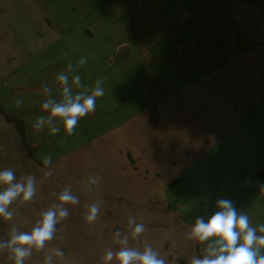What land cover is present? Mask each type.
<instances>
[{"label":"rangeland","instance_id":"rangeland-1","mask_svg":"<svg viewBox=\"0 0 264 264\" xmlns=\"http://www.w3.org/2000/svg\"><path fill=\"white\" fill-rule=\"evenodd\" d=\"M233 1L241 24L236 33L230 26L233 49L222 56L220 0H0V170L32 175L38 189L11 206V221L0 219V239L13 226L30 231L65 186L80 201L26 264L55 249L65 253L56 264H103L106 249L119 247L115 232L130 234L129 217L147 226L129 246L150 243L171 264H189L205 247L185 238L189 225L222 198L264 223V0ZM80 57L88 58L83 83L103 79L105 95L72 136L35 130L47 115L42 86L59 99L55 76ZM7 116L24 121L28 146ZM90 177L100 181L91 190ZM97 200L100 215L88 224ZM0 264H14L7 251Z\"/></svg>","mask_w":264,"mask_h":264},{"label":"clouds","instance_id":"clouds-1","mask_svg":"<svg viewBox=\"0 0 264 264\" xmlns=\"http://www.w3.org/2000/svg\"><path fill=\"white\" fill-rule=\"evenodd\" d=\"M67 55V53H65ZM88 64L87 57H80L76 63L69 61L65 69L55 76L59 85L60 98L53 95L48 84L42 86L41 92L46 97L40 108L47 115L35 118L33 128L37 131L48 129L50 135L63 130L65 137L74 134L79 121L95 111L98 98L105 95L104 81L97 78L94 85L86 86L79 74V69ZM22 105L23 100L17 99ZM43 164L48 171L45 176L53 175L52 156L43 157ZM98 177L88 179L89 189L99 185ZM264 192V183L257 185ZM37 181L27 175L16 178L15 171L8 168L0 170V219L11 221L15 215L11 206L16 202L33 201L37 193ZM57 202L40 214V218L30 231H20L13 226L10 236L0 239V252L7 251L14 264H26L33 251H43L49 242L57 238L61 231L58 225L70 215L68 206L80 203L71 186H65L59 193H52ZM102 200L91 203L84 217L88 224H94L99 215ZM216 211L207 219L199 216L189 225L186 239L204 245L202 256H193L189 264H264V223L253 225L246 211H241L231 199H219L215 204ZM130 234L115 232V243L118 248L106 249L102 256L103 264H171L169 258L162 257L150 243L143 248L129 246L130 236L138 239L147 226L138 223L135 217H129ZM62 249L46 253L42 264H56L54 257H63Z\"/></svg>","mask_w":264,"mask_h":264},{"label":"crops","instance_id":"crops-1","mask_svg":"<svg viewBox=\"0 0 264 264\" xmlns=\"http://www.w3.org/2000/svg\"><path fill=\"white\" fill-rule=\"evenodd\" d=\"M232 1L220 0L219 4L215 5V11L217 12V14H215L213 21L215 24H217V27L218 26L220 27L219 32L217 31V37H218L219 41L222 40V38H224L226 40L225 41L226 43L225 44L223 43V45H221V49L216 50V53L219 55H222V56H224L225 51L227 52V56H229V54L232 52V49H233V48H231V41L233 40V38L231 36H229V32H228L230 30V26H231V32H234L236 30V28L239 26V24H241L240 21L238 20V17H239L238 12L233 14L229 11V5H230V3H232ZM236 2H237L236 8L241 9V10H243V9L249 10L250 9V4H247V2H244V4H242V3L239 4V2H241V1H236ZM223 21L226 22V24H225L226 27L222 26ZM247 32L249 34L248 29H247ZM235 33H236V31H235ZM225 35H226V38H225ZM235 39L236 40L238 39V35H237V37H235ZM251 48H253V47H251ZM199 79H200V77H198L196 79H192L190 82H193V81L199 80ZM249 217H250L251 223L254 225V223H256V216L252 215Z\"/></svg>","mask_w":264,"mask_h":264},{"label":"trees","instance_id":"trees-1","mask_svg":"<svg viewBox=\"0 0 264 264\" xmlns=\"http://www.w3.org/2000/svg\"><path fill=\"white\" fill-rule=\"evenodd\" d=\"M7 118L9 121L14 122L16 124V126L19 130V133L22 137L24 145L28 146L24 121L21 118H17V117H13V116H7Z\"/></svg>","mask_w":264,"mask_h":264},{"label":"water","instance_id":"water-1","mask_svg":"<svg viewBox=\"0 0 264 264\" xmlns=\"http://www.w3.org/2000/svg\"><path fill=\"white\" fill-rule=\"evenodd\" d=\"M260 175L262 178H264V172L263 171L260 173Z\"/></svg>","mask_w":264,"mask_h":264}]
</instances>
